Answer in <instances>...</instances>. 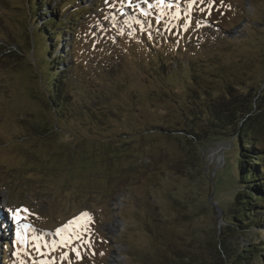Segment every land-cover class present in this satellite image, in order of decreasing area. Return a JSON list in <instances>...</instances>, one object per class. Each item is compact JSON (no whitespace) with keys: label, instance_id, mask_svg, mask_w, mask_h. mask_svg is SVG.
<instances>
[{"label":"rangeland","instance_id":"rangeland-1","mask_svg":"<svg viewBox=\"0 0 264 264\" xmlns=\"http://www.w3.org/2000/svg\"><path fill=\"white\" fill-rule=\"evenodd\" d=\"M44 2L38 22H64L85 8L60 29L66 32L57 55L68 81L56 104L41 73L44 48L32 1L0 0V264H142L150 253L143 226L149 186L159 214L151 227L173 230L180 245L209 258L207 241L225 226L236 188L238 135L226 129L199 146L200 174L169 170L182 152L171 136L176 122L164 114L178 110L171 98L191 81L184 64L164 72L158 63L170 68L174 57L217 59L226 69L212 68L216 76L246 83L250 96L258 93L264 0ZM50 10L61 15L40 18ZM148 31L174 42L153 43ZM258 143L264 149V134ZM155 159L162 161L158 170L128 176L130 163ZM8 209L28 212L17 221ZM78 217L83 227L64 229ZM25 224L30 227H20Z\"/></svg>","mask_w":264,"mask_h":264},{"label":"trees","instance_id":"trees-1","mask_svg":"<svg viewBox=\"0 0 264 264\" xmlns=\"http://www.w3.org/2000/svg\"><path fill=\"white\" fill-rule=\"evenodd\" d=\"M31 1L35 9V14L33 13L31 18H33L35 29L40 35H38L39 38L41 37L38 40L42 41L44 48V54L39 56L40 60L45 62L41 66V73L46 75L44 79L51 101L56 104L63 100V89L68 81L66 74L68 71L60 69L65 65L64 58L57 55L59 53L57 48L63 39L60 32H66L65 30L60 31V29H63L62 24L65 25L69 20L77 21L79 17L73 18V14H81L85 8L72 10L65 19V23L59 21L54 24L50 19L38 22L35 18L39 16L38 12L42 10L40 7L46 2H44L45 0ZM41 14L40 18L46 14L61 15L56 14V11L53 12V10ZM73 28L76 26L68 27L69 30H73ZM148 33L153 43L159 40L172 45L174 42L173 39L155 37L149 31ZM147 49L151 54L156 50L154 47ZM183 60L174 57L170 68L166 67L164 61L158 63V67L164 72H170L179 64H184L182 70L184 69L189 74L191 81V86L183 87L182 92H178L171 98L172 102L178 106V110L169 113V116L168 112L164 114L166 118H173L176 122L177 126L171 130L173 132L171 136L176 140L182 152L178 160L174 159L169 170L176 171V173L183 171L189 174L195 170L194 172L200 174L199 146L212 135L225 133L226 129H230L238 135L239 156L235 162L237 168L236 188L227 208L225 226L221 231L219 230L218 236L207 241L211 250L208 258L206 253L204 255L192 253L186 248L187 245H180L173 230L168 229V232L160 233L151 227L150 219L153 222H158L159 214L158 212L153 213L154 208L158 210V205L149 192V186L146 190L149 213L147 219L143 221V226L151 238L148 244L150 253L145 254L142 264H260L264 262V240L262 238L264 236V207L258 208L257 204L264 205V149L259 146L258 142L260 136L264 134V60L261 70L258 72L261 75L263 88L261 90L259 88L252 89L260 91L251 94V96L249 92L251 88H247L246 83L232 79L226 81L224 77L216 76L211 71L212 68H218L219 72H225L226 68L220 65L217 59L208 61L198 59L196 61L189 57ZM202 72L203 74H201ZM214 78L221 79L222 82L213 86L211 84ZM242 89L246 90L247 94H242L238 98L232 96L236 90ZM246 91L241 92L246 93ZM164 101L162 96L159 102ZM175 113L179 114L180 120H176ZM161 130L165 132L164 135H170L171 131ZM185 148L190 151H185ZM254 159L255 162H253ZM161 163L162 161L159 159L152 161L151 165L132 162L128 166L130 169L128 176L130 174L133 176L134 172H142L150 167L158 170ZM224 230L225 233L222 232ZM240 237L248 238V241H237Z\"/></svg>","mask_w":264,"mask_h":264},{"label":"snow or ice","instance_id":"snow-or-ice-1","mask_svg":"<svg viewBox=\"0 0 264 264\" xmlns=\"http://www.w3.org/2000/svg\"><path fill=\"white\" fill-rule=\"evenodd\" d=\"M144 2H147V0H144ZM157 2H158L159 4H164V0H157ZM200 2H201V3H204V0H200ZM212 3L214 4V3H215V0H212ZM149 7H151V5H149ZM202 11H203V9H202ZM209 14H210V13H209ZM190 23H191V21L186 22V23L184 24V28H185V30H187V27L189 26ZM7 211L11 214V216H12L13 219H15V220L18 221L19 219H21V217L19 216V213H20L21 211L28 212V209H23V210H21V209H17L15 213H13L11 209H8ZM81 216H82V217H88L89 214H88L87 212H83V213H81ZM79 219H80V218L78 217V218H76V221H69L68 224L64 225V229H67L69 226L74 225V224H75L76 226L83 227V226H80V225L78 224ZM20 227H23V228L27 229V228H29L30 226L27 225V224H25V225H20ZM56 231H57V234H60V233L62 232V229H61V228H57ZM17 235H18V236L20 235L19 231H17ZM78 238H82V237H79V236H78ZM21 240L23 241V237H21ZM89 243H90V242H89ZM78 254H79V253H77V255H78Z\"/></svg>","mask_w":264,"mask_h":264}]
</instances>
